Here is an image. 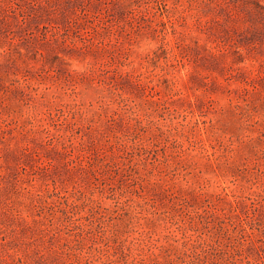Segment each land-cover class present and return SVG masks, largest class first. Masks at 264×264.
<instances>
[{
  "label": "rangeland",
  "instance_id": "374dc122",
  "mask_svg": "<svg viewBox=\"0 0 264 264\" xmlns=\"http://www.w3.org/2000/svg\"><path fill=\"white\" fill-rule=\"evenodd\" d=\"M0 264H264V0H0Z\"/></svg>",
  "mask_w": 264,
  "mask_h": 264
}]
</instances>
